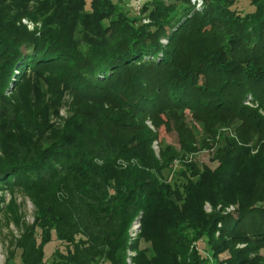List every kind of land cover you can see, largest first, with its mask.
Instances as JSON below:
<instances>
[{"label":"trees","instance_id":"1","mask_svg":"<svg viewBox=\"0 0 264 264\" xmlns=\"http://www.w3.org/2000/svg\"><path fill=\"white\" fill-rule=\"evenodd\" d=\"M122 1L0 0V190L36 207L10 257L43 264L56 241L53 264H264V0H145L138 15ZM187 114L212 138L236 121L239 139L214 170L182 160L179 182L159 129L195 152Z\"/></svg>","mask_w":264,"mask_h":264},{"label":"rangeland","instance_id":"2","mask_svg":"<svg viewBox=\"0 0 264 264\" xmlns=\"http://www.w3.org/2000/svg\"><path fill=\"white\" fill-rule=\"evenodd\" d=\"M144 1L145 0H123L121 4L123 5V8L130 12L131 15H138L142 12ZM236 7L242 11L252 9V6L249 4L248 0H238ZM148 21L149 20L147 19L144 20V22ZM162 41L163 43H167L168 39L164 38ZM60 114L63 116L67 115L66 107H63L61 109ZM187 123L188 126H190L195 132V145L197 150L191 153H183L184 151L180 148V143L176 132L167 131L164 126L159 129V140L165 142L166 144H171L176 147L181 155L180 159L176 160V162L171 165L172 169L170 173V178H172V180H178L179 182L180 180H182V177L177 173V170L180 166L178 164L182 160H184L186 163H193L194 167L198 170L199 174L205 168H210L211 170H214L220 165V161L218 160V158L215 157V152L220 148H225L228 144V141L226 142L224 138L227 136L231 140L239 139L237 130L240 124L236 121L230 124L216 123V126L213 128L215 130V134L213 135H216L214 138L211 137V133L205 131L206 129L204 128L203 124L197 122L190 114H187ZM147 124L154 128L150 121H147ZM250 137H252V135ZM258 139L259 136H256L249 143L250 146H252L251 150L254 154H256V152L258 151ZM159 140L155 141L153 144V147L157 154H159L160 151L159 146L161 143L159 142ZM204 143H208L209 146H205ZM0 196L4 197L5 199V202H1L0 206L4 207L6 210L5 213L0 214V264H21L19 257L20 250L17 249L15 256L10 257V251L14 248H11V241L14 240L16 237H20L21 233L25 228V224H32L34 222L36 207L32 200L20 191H17L15 195L12 196L7 189H1ZM12 197L15 200V204H10ZM220 207H222V205H219V208ZM237 208H239L238 202H230L229 204L224 206L223 210L224 212H230L234 211ZM205 211L207 213H210L212 211V207L208 204V202L205 203ZM16 220L19 221V223H17ZM141 230V221L135 219L129 228L130 243H133L135 239L139 237ZM152 244L153 243L151 241L142 239L140 247L142 249L147 248L151 250ZM244 246L245 244H239L236 246V248H242ZM58 248L63 249V246L57 243L56 241H51L45 245L43 264H53L56 257L54 252ZM198 249L201 254H206L209 259H213V256L211 255V253H209L207 249L205 237L202 238L199 242ZM257 254H259L260 256H264V249H260ZM134 255L135 251L129 249L128 261L130 263L133 262L132 257ZM229 256L230 251L226 250L219 255V258L221 260H224Z\"/></svg>","mask_w":264,"mask_h":264},{"label":"built area","instance_id":"3","mask_svg":"<svg viewBox=\"0 0 264 264\" xmlns=\"http://www.w3.org/2000/svg\"><path fill=\"white\" fill-rule=\"evenodd\" d=\"M196 1L198 6H201L203 3V0H196ZM23 22L26 23L30 28H33V24L31 22L27 21L26 19H24Z\"/></svg>","mask_w":264,"mask_h":264}]
</instances>
